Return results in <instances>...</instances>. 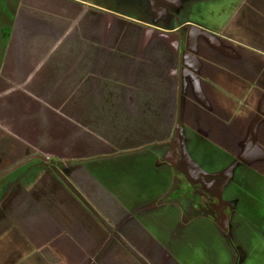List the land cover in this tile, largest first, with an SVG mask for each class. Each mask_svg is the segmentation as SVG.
<instances>
[{
  "label": "crops",
  "instance_id": "1",
  "mask_svg": "<svg viewBox=\"0 0 264 264\" xmlns=\"http://www.w3.org/2000/svg\"><path fill=\"white\" fill-rule=\"evenodd\" d=\"M236 3L241 22L222 37L189 20L180 23L186 33L179 23L132 20L90 0H0V172L38 152L68 162L74 182L81 167L101 181L86 169L91 155L170 146L187 127L264 175V0ZM42 163L21 171L0 199V264L120 260L91 258L104 249L94 247L86 212ZM40 167L47 172L33 178ZM254 177L241 188L258 200L264 181ZM242 195L227 199L230 233Z\"/></svg>",
  "mask_w": 264,
  "mask_h": 264
},
{
  "label": "rangeland",
  "instance_id": "2",
  "mask_svg": "<svg viewBox=\"0 0 264 264\" xmlns=\"http://www.w3.org/2000/svg\"><path fill=\"white\" fill-rule=\"evenodd\" d=\"M90 1L112 13L132 16V20L143 19L157 24H180L189 20L188 24L195 23L206 30L219 32L222 37H225L223 33H230L241 22L239 18L243 14V10L236 6V0ZM235 14L237 17L230 25ZM185 25L180 24L179 28L184 26L182 31L186 33L189 26ZM235 31L236 34H231L235 37L244 34L243 29ZM182 133L185 138L181 134L177 142L174 140L170 146H117L118 150L108 151V155L83 157L87 158L86 169L92 170L101 181L88 179L89 172L81 167L73 171L72 175L78 180L73 182L106 219H110L108 214L111 212L123 216L128 227L125 231L119 228V231L152 264H264V192H261V187L258 188L262 197L252 200L245 190L242 193L241 188L242 178L248 181L246 178L255 174V180L264 181V175L253 173L239 156L195 140L189 128L184 127ZM35 149L30 148V151ZM51 157L59 159L54 154ZM81 157L76 155L75 158ZM41 162L39 158H34L1 177L0 199L20 179L21 171ZM40 169L32 173L33 178L42 177L48 170ZM175 169L182 171L193 182L185 192L176 186L180 176ZM205 177L219 183V194H213L219 201L243 194L239 204L240 213L235 218L234 229L231 226V233L225 234L214 221L202 215L190 219L192 215L213 211V207L204 202L205 193L208 192V188H202ZM72 196L76 202V197ZM152 202L157 205L149 206ZM138 208L140 210L137 212ZM132 214H135L133 219ZM91 226L89 233L92 232V236L95 234L96 239L94 247L99 243L97 236L102 235L104 238L99 243L102 244L99 249H107L96 250L91 258L105 259L113 252L123 260L114 256L110 263L132 264L131 254L115 253L112 249L116 242L111 235L105 231L100 235L97 225L93 223ZM87 244L91 243L87 241Z\"/></svg>",
  "mask_w": 264,
  "mask_h": 264
},
{
  "label": "flooded vegetation",
  "instance_id": "3",
  "mask_svg": "<svg viewBox=\"0 0 264 264\" xmlns=\"http://www.w3.org/2000/svg\"><path fill=\"white\" fill-rule=\"evenodd\" d=\"M50 157V161L49 162H46L44 160H42L47 166H48V169H50V171L52 172L53 175L57 176L59 178V176L55 173V171L52 169L51 167V164L54 163L56 164L65 174L68 178H71V176L68 175V173L64 170V167L63 166H68L69 163L68 162H63L62 160H57V159H53L51 156ZM175 172H178V175L180 176V179H179V182L176 186H178L180 189H184V192L185 190L187 191L189 189V187L191 186V184L193 183L190 179H187L186 176H184L182 174V171L178 170V169H175ZM60 179V178H59ZM205 181L204 182V185L205 186H202V188H208L207 189V193H205V204H209L211 207H213V211H211L210 213H200L198 214L197 216L196 215H192V217H190V219H193L200 215L204 216L205 218H208L212 221H214L219 227L222 232H224L225 234L229 233L230 232V225H229V220H230V216L234 210V202H230V201H224V200H221L219 201V198L217 196H213L214 195H218L219 194V183L216 182V180L212 181L211 177L210 178H204ZM61 180V179H60ZM61 182H63L61 180ZM73 182V180H72ZM211 182V183H210ZM64 183V182H63ZM65 184V183H64ZM75 184V183H74ZM66 185V184H65ZM215 187V188H214ZM221 189V188H220ZM70 190V189H69ZM71 191V190H70ZM72 192V191H71ZM169 195V194H168ZM78 198V197H77ZM218 198V199H217ZM79 199V198H78ZM80 200V199H79ZM81 201V200H80ZM82 202V201H81ZM161 202H164L163 200ZM83 203V202H82ZM84 204V203H83ZM157 205L156 202H153L150 206H155ZM140 209L138 208L137 209V212L139 211ZM112 213V212H111ZM93 214V213H92ZM94 215V214H93ZM90 217V220L92 221V223H94L95 225H97L98 227V233L101 235L103 234V231H105L109 236L111 235V237L115 240L116 242V246H118L122 251L124 252H127V254H131L104 226V228L102 226L99 225V223L96 221L94 222L93 221V217L89 216ZM112 217H114L115 220H117V223H115L114 221H112L111 219L110 220V223H112L115 228L119 231V228L122 230L121 228V224L124 223V218H122L123 216H120V215H116L115 213H112ZM97 219V218H96ZM95 220V219H94ZM98 220V219H97ZM108 220V219H107ZM108 220V221H109ZM99 221V220H98ZM90 222V221H89ZM92 225V224H91ZM123 231V230H122ZM120 232V231H119ZM121 233V232H120ZM122 234V233H121ZM123 235V234H122ZM98 240L101 242L102 239L104 238V236H100L98 237ZM106 239V237H105ZM128 241V240H127ZM99 242V243H100ZM129 242V241H128ZM130 243V242H129ZM131 244V243H130ZM132 245V244H131ZM133 246V245H132ZM134 247V246H133ZM135 248V247H134ZM136 249V248H135ZM137 250V249H136ZM138 251V250H137ZM132 255V254H131ZM133 256V255H132ZM134 259H136L134 256H133ZM137 260V259H136ZM140 263V262H139Z\"/></svg>",
  "mask_w": 264,
  "mask_h": 264
},
{
  "label": "water",
  "instance_id": "4",
  "mask_svg": "<svg viewBox=\"0 0 264 264\" xmlns=\"http://www.w3.org/2000/svg\"><path fill=\"white\" fill-rule=\"evenodd\" d=\"M34 158H39L46 162L50 161V157L47 155L38 152L31 154L26 158H23L22 160L18 161L11 167L1 171L0 178ZM51 167L59 176V178L66 184V186L74 193V195L86 205V207L94 214V216L99 220V222L137 259L138 262H140V264H152L127 241V239L115 228L112 223H110V221H108L99 212V210H97V208L87 199L83 192L74 184V182H72L70 178L66 176V174L56 164L52 163Z\"/></svg>",
  "mask_w": 264,
  "mask_h": 264
},
{
  "label": "trees",
  "instance_id": "5",
  "mask_svg": "<svg viewBox=\"0 0 264 264\" xmlns=\"http://www.w3.org/2000/svg\"><path fill=\"white\" fill-rule=\"evenodd\" d=\"M55 176V175H54ZM55 178L56 179H59L57 176H55ZM60 180V179H59ZM61 181V180H60ZM62 184H63V186L70 192V194L72 195H74V193L73 192H71L70 190H69V188L63 183V182H61ZM75 196V195H74ZM76 197V196H75ZM76 200L81 204V206H82V208H84L83 210L86 212V215H87V217H86V227H87V230L90 232V228L92 227L91 226V222H89V216H91V217H93L94 219H95V221H97L98 223H99V225L100 226H102L103 227V225L96 219V217L92 214V212L86 207V205L85 204H83L77 197H76ZM73 210L74 211H77L76 210V208H73ZM83 216L81 215V218H82ZM83 219V218H82ZM93 225V224H92ZM104 228V227H103ZM105 229V228H104ZM92 233V232H91ZM95 235V234H94Z\"/></svg>",
  "mask_w": 264,
  "mask_h": 264
}]
</instances>
